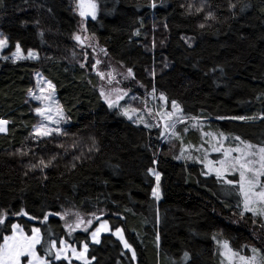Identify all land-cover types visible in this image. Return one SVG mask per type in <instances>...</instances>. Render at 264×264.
Returning a JSON list of instances; mask_svg holds the SVG:
<instances>
[{"label":"trees","instance_id":"obj_1","mask_svg":"<svg viewBox=\"0 0 264 264\" xmlns=\"http://www.w3.org/2000/svg\"><path fill=\"white\" fill-rule=\"evenodd\" d=\"M71 1L0 2L4 56L19 44L40 57L0 59V119L9 121L0 134V245L18 224L28 235L40 230L42 257L51 241L77 250L87 243L88 264H220L214 236L264 257L260 220L241 219L225 188L198 164L176 161L184 143L197 144L196 133L160 145L155 128L134 126L109 109L97 80L69 58L77 23ZM94 1L88 34L112 62L131 69L134 82L179 105L186 122L178 130L196 120L209 132L264 146V0ZM35 73L53 85L69 122L58 136L32 133ZM149 169L160 174L159 199ZM71 210L94 216L87 231L66 233L62 217ZM101 220L122 231L135 261L112 235L90 242Z\"/></svg>","mask_w":264,"mask_h":264},{"label":"rangeland","instance_id":"obj_2","mask_svg":"<svg viewBox=\"0 0 264 264\" xmlns=\"http://www.w3.org/2000/svg\"><path fill=\"white\" fill-rule=\"evenodd\" d=\"M71 2H72L73 13L77 16V23H76V30L72 35V37L70 38L71 46H70L69 58L74 63L79 64L80 66L83 65V67H85L89 71L90 75L97 80L96 89L104 104L109 108L108 104L105 102L104 97L101 96V90H103L105 93H111L113 97L117 95V93L114 92L115 89H120L122 90V92H126L127 95H124L123 99L119 101V107L109 108V109L117 110L128 122H130L134 126L144 127L146 129L155 128L159 132L158 139L160 145L172 143L174 139H179L181 141L182 136L188 134L189 132L196 133L198 140L197 144L184 143V145L179 150L176 161L198 164L202 168L205 176H211L215 178L217 181H219V184L223 186V188H225L223 189V192L225 191V194H227L228 198L231 197V201L233 203H236L237 205L238 201L240 200V197L236 192L238 185L237 184L229 185L224 181L233 180L234 182H238L239 173L225 172L222 179H217L215 170L221 168L219 161L225 159L224 152L226 150L235 147H240L241 149H243L244 145L241 144L239 140H236L235 138L234 139L230 138L225 134L221 135L220 133H213L205 130L206 126L203 123L198 122L196 120L187 122L188 124H186V126L182 128L183 130L181 131L178 130L177 128L186 122V120L183 118L181 114V111H174L172 108V103L168 104L165 99L160 98L161 95L156 94L153 90H146L141 85L134 82L132 75L131 76L128 75L127 69H125L123 66L119 64L112 62L107 57V55L102 50V48L98 45L96 38L88 34L86 30V22L79 15L78 0H72ZM93 2L95 3L94 0ZM89 17L90 19H92L91 16ZM76 36H80L81 40L77 41L75 39ZM0 39H6V38L3 37L0 33ZM8 46L9 45L7 41V45L3 49H0V59H4L3 57H7L9 61L13 62L12 53L16 51V47L10 53V55L4 56V53L7 51ZM28 53L29 52L25 53L21 50V54L25 58L15 60V62L23 61V60H36L40 58L35 52H33L35 53V58H27ZM97 61H99V63H97ZM98 72L103 74L104 76L103 79L101 78L100 75L97 74ZM48 84L49 82L40 73H35L34 87L29 92V96H28L29 100L34 105V109L38 107L45 108L46 106L51 109L50 112L45 113V115L51 117V120H46L43 116L38 115L35 111V114L38 118V122L32 129V133L36 138H40V139L58 136L69 125L65 113L62 111L61 107L59 106L56 100L54 88L53 87L49 88ZM41 89H43V92L41 91ZM34 97H42V98L36 99ZM57 108H59L60 112L57 111ZM125 108L129 109V115L132 117L131 119H129L127 116L122 114ZM61 113L64 119L60 118ZM168 113H173L171 119L167 118ZM52 121H56V122L53 123ZM165 123H168L169 125H173L174 127H170L167 130H165ZM40 125H44L50 129L59 128L60 134L53 132L52 135L50 136L38 137L34 133L36 128H38ZM217 148H219V151L215 150ZM258 148L259 147H256V149ZM238 155L239 153L236 152L230 153V157L238 156ZM210 161L212 162L211 165L209 164ZM210 168L212 169L211 171L209 170ZM155 189H157V185ZM157 190L159 192V198H160L159 186ZM238 209L241 211L242 205ZM77 214H79V217L82 218L85 222L91 220L93 224L94 216L91 217V216L83 215L74 210L65 211L63 215L64 216L63 223H64L65 231L68 235H72L76 231H85L84 230L85 227H87V229L90 227L87 226L86 223H84L81 224L80 227L76 228L74 231L70 230L68 225H73V226L75 225V223L77 222ZM245 214H249L251 216V213H245ZM255 219L260 220V218H255ZM103 222L106 221L104 220L98 221L96 224V228H98L99 225ZM96 228H94L93 231H95ZM115 231H111L108 226L107 230H104L100 233L99 238L102 235H112L115 239H117L121 243L123 248L127 250L132 257V252H133L132 249L130 250L124 247V243L118 238V235L113 234ZM92 232H90L89 239L91 243H94L92 241V236H91ZM11 235L12 233L9 236ZM224 241L225 240L223 239L215 238L216 252L219 256L220 264H228V261L225 259V257L221 255V253L223 252L222 243ZM64 242L67 245H69L70 248H75L70 244H68L66 241ZM57 247L59 248L61 247V245L58 244ZM251 249L249 251V256L248 254L244 253V250H242V252L240 253L248 257H251L253 256ZM78 251H83V246ZM68 255L71 258V264H84V261L76 259L75 257L71 256L70 249L68 251ZM261 257H262L261 252L258 250L257 259L259 260ZM26 259L27 258H22V264H24V261ZM133 260L135 261V259ZM63 261L69 264L68 261L66 260ZM235 264H239L238 259L235 260Z\"/></svg>","mask_w":264,"mask_h":264},{"label":"snow or ice","instance_id":"obj_3","mask_svg":"<svg viewBox=\"0 0 264 264\" xmlns=\"http://www.w3.org/2000/svg\"><path fill=\"white\" fill-rule=\"evenodd\" d=\"M0 2H2V0H0ZM96 7L97 6L93 2V0H78L79 15L82 18L86 19L88 16H91L92 19H95ZM152 7H155L154 3ZM230 7L235 8L236 5L231 4ZM197 11H203V8H198ZM212 18L213 17L211 13H209L206 17V19ZM204 26V24L200 25L201 28H203ZM137 35H139V33H137ZM75 39L77 41H80L81 37L76 36ZM6 45L7 40L0 39V49H3ZM12 56L13 62H15V60L25 58L21 54L19 44L16 45V51L12 53ZM3 58L7 59V57ZM27 58H35V53L29 52ZM97 63H99V61H97ZM81 66L83 67V65ZM97 74L100 75L102 79L104 78L102 73L98 72ZM128 75H132L131 69L128 70ZM48 87H53L50 82L48 84ZM41 91L43 92V89H41ZM114 92L117 93L115 97H113L111 93H105L103 90H101V96L104 97L105 102L108 104L109 108H118L119 101L123 99L124 95H127L126 92H122V90L120 89H115ZM34 98L41 99L42 97ZM160 98L166 99L163 95H161ZM172 108L174 111L181 110L179 105L175 101L172 102ZM35 111L38 115L43 116L46 120H51L50 116L45 115L46 112L51 111V109L47 106L45 108L38 107L35 109ZM57 111L60 112L59 108H57ZM122 114L127 116L129 119L132 118L129 115V109L127 108L123 110ZM172 115L173 113H168L167 118L171 119ZM60 118L64 119L62 113L60 114ZM221 119H224V117H221ZM231 119L243 120L246 118L232 117ZM52 122L55 123L56 121ZM8 123L9 121L0 119V133L7 131L6 125ZM170 127L174 126L165 123V130ZM53 132L60 134V129H50L44 125H40L38 128H36L34 134L38 137H46L52 135ZM63 134L67 135V133ZM235 139L240 140V143L244 145V148L241 149L240 147H235L228 149L224 152L225 159L219 161L221 168L215 170L216 177L217 179H222L225 172L239 173L238 182H234L233 180H225L224 182L229 185H238L236 192L240 197V200L238 201L236 206L240 208L242 205V210L239 213L240 218L243 219L245 213H251V218H253L252 222L255 224L257 223V220L255 218H260V226L264 228V146H261L256 149L255 145L241 140L239 136L235 137ZM60 146L63 147V145ZM215 150L219 151V148ZM232 152L239 153V155L230 157V153ZM40 163L44 164V161L41 160ZM211 163L212 162L210 161L209 164L211 165ZM47 166L48 165H45V167ZM209 170L211 171L212 169L210 168ZM149 172L155 176L158 189L160 174L154 169H149ZM157 189H153V196L159 198V192ZM23 214L27 215V213ZM29 219H32V217H29ZM44 219H47V216H45ZM97 219H99V217H97ZM84 223H86L87 226L92 225L91 220L85 222L82 218L79 217V214H77V222L75 223V225H68V227L70 228V230L74 231L76 228L80 227V225ZM0 225H5V215H0ZM107 229L108 223H101L99 227L91 233L92 241L97 244L100 243V233ZM84 230L87 231V227H85ZM11 231L12 235L5 236L3 245H0V264H22V258H27L24 261V264H52L51 260L46 259L44 257H53V259L57 261L63 259L68 261L69 264H71V258L68 255L69 249L71 251L72 257L84 261V264H88V261L85 257V254L88 251L87 243L84 244L83 251H78L76 248H70V246L62 240L59 241V245H61V247L59 248L57 247V241H51L49 246L45 249L44 256L42 257L41 255L37 254L36 248V246L41 243L40 230L38 228H33L31 235H28L24 233L20 225L12 224ZM113 234L118 235V238L123 241L124 247L131 250V245H129L127 241L124 240L122 231L120 229H116ZM213 239H215V236L213 237ZM222 247L223 252L221 253V255L225 257V259L228 261V264H235V260L237 259L239 261V264H264V257H261L259 260L257 259L258 250L256 248L251 249L253 256L248 257L244 254H241L239 251L234 250L227 241H224L222 243ZM135 255L136 254L133 251L132 259H135ZM184 256L185 259H187L188 253H185Z\"/></svg>","mask_w":264,"mask_h":264},{"label":"water","instance_id":"obj_4","mask_svg":"<svg viewBox=\"0 0 264 264\" xmlns=\"http://www.w3.org/2000/svg\"><path fill=\"white\" fill-rule=\"evenodd\" d=\"M82 18V17H81ZM84 20H85V22L87 23L88 21H90V17L88 16L86 19L85 18H83ZM7 127V126H6ZM4 133H6V132H4Z\"/></svg>","mask_w":264,"mask_h":264}]
</instances>
